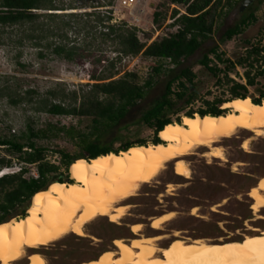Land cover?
I'll use <instances>...</instances> for the list:
<instances>
[{
    "label": "trees",
    "instance_id": "trees-1",
    "mask_svg": "<svg viewBox=\"0 0 264 264\" xmlns=\"http://www.w3.org/2000/svg\"><path fill=\"white\" fill-rule=\"evenodd\" d=\"M113 1L106 0L103 5L91 8L112 7ZM160 1L159 6L166 11L174 6L170 10L171 23L168 25L174 31L148 43L138 38L139 29L136 27H127L124 23L111 24L110 11L64 13L76 8L62 0H0V35L5 30L19 32L17 45L27 44L41 59L48 55L73 63L77 58H83L85 52H91V48L99 51L102 46H107L114 54L113 58L104 61L106 67L97 76L90 77L94 83L81 86L77 91L51 89L41 98L32 90L23 94L11 93L8 89L0 91V94H6L14 107L32 105L36 113L79 120L76 126L47 124L37 130L28 126L24 143L15 136L0 137V148L4 152L0 157V172L12 168L13 162L18 167L17 172L0 177V225L10 222V218H25L34 196L45 191L49 183L73 184L67 178L70 166L76 161H89L110 153L127 152L136 146H147L148 143L129 127H125L123 133L111 134L130 110L145 99L157 77H167L163 93L142 113L139 121L140 125L152 131L149 144L153 146L163 144L159 133L164 127L182 125L183 118L221 117L228 113L223 106L234 100L249 98L257 106L264 100V94L254 99L249 93V89L257 87L264 90V46L260 41L255 44L244 41V54L234 60L220 52L218 46L202 54L198 61L202 74L214 81L215 88L224 90L226 97L202 98L203 83L190 68L174 73L212 39L219 23L237 5V1ZM261 1L257 0V3ZM251 6L243 11L233 27L224 32L223 41L241 36L256 22ZM165 19L162 12H154L152 24L160 29ZM143 36L149 41V33H143ZM135 57L153 60L155 65L142 80L134 72H124L119 76L121 72L117 70L116 63L123 58ZM101 61L99 57L95 63L99 65ZM237 69L242 70L241 75ZM237 77L242 82L236 81ZM199 101L200 109L183 111ZM58 139L67 140L75 151L70 153L59 147L49 150L37 144V141ZM116 143L118 145L114 149ZM29 168H33L34 173L25 177ZM60 170L64 177L59 175Z\"/></svg>",
    "mask_w": 264,
    "mask_h": 264
},
{
    "label": "rangeland",
    "instance_id": "rangeland-1",
    "mask_svg": "<svg viewBox=\"0 0 264 264\" xmlns=\"http://www.w3.org/2000/svg\"><path fill=\"white\" fill-rule=\"evenodd\" d=\"M105 1L62 0L63 3L76 8L64 13L110 11L111 24L124 23L127 27H136L139 29L138 38L144 42L150 43L174 31L168 27L171 23L170 10L174 6L166 11L159 6L160 0H134L130 7L121 4V0H114L112 7L91 8L103 5ZM235 1L238 2L237 5L221 20L212 39L204 43L174 72L178 74L181 69L190 68L196 73L198 80L203 83L201 97L207 100L226 97L227 94L224 90L215 88L214 81L206 79L202 74V69L198 65L202 54L218 46L220 52L234 60L244 54L246 40L254 44L260 41L264 46V0L260 4L257 0L252 3L251 11L254 12L256 22L241 36L231 41H223L224 32L233 27L243 13L239 12L243 0ZM159 11L166 19L162 21L161 28L157 29L152 24V16L154 12ZM143 33L150 34L149 41H146ZM18 39L19 32L5 30L0 35V91L8 89L11 93L23 94L27 90H32L40 98L51 89L64 88L67 91H77L81 86L92 85L94 82L88 81L87 77L97 76L106 67V62L99 65L95 63L97 58L100 57L105 61L114 57L110 48L102 46L99 51L91 48L89 50L91 52H85L83 58H77L73 63L48 55L41 59L37 56L36 50L27 44L17 45ZM154 65L153 60L135 57L123 58L116 63V68L121 72L119 76L124 72H134L142 80ZM237 71L239 75L242 74L241 69ZM235 79L242 82L241 78ZM166 80L167 77L164 76L156 78L154 87L145 99L130 110L121 125L113 129L111 136L123 133V129L129 127L140 139L148 143L147 146L151 145L149 141L152 131L140 125L139 121L142 113L163 93ZM249 93L252 98L258 99L253 89H249ZM201 107L199 101L184 108L183 111L188 109L196 111ZM174 119L175 117H172V120ZM78 121L72 117H53L45 113H36L32 105L14 107L6 94H0V137L15 136L24 143L28 126L37 130L47 124L76 126ZM83 125L84 121L81 127ZM37 144L49 150L59 147L67 149L70 153L75 151L72 144L63 139L53 142L37 141ZM117 145V143L113 145L114 149ZM212 148H218L220 153L218 158L208 157L207 153L211 149L204 147L194 149L191 155L182 159L188 171L187 178L176 174L175 161L164 164L149 183L140 185L133 196L116 205L125 208L122 217L115 223H111L107 218L95 219L82 227L84 236L70 233L35 252L41 256L44 264H82L99 259L108 251L118 252L113 245L116 239L127 242L153 237L159 238L154 242V246L160 251V257L173 264L176 260L169 253V249L174 240L186 244L200 241L210 247H217L264 235V208L254 211L252 205L255 201L250 196L252 188H256L260 180L264 179V129L260 135L249 131H237L230 137L213 143ZM3 155L4 152L0 148V157ZM17 171L18 167L13 162L8 172ZM33 173L34 169L29 168V173L25 177ZM59 175L65 176L62 170L59 171ZM67 179L71 181L69 176ZM260 195L264 199V191L260 192ZM165 215H170L169 219L161 224L159 230H153L151 225L155 218ZM12 219L16 218L9 220ZM132 224L140 227L137 236L129 228ZM30 253L31 251L25 252L13 264H28Z\"/></svg>",
    "mask_w": 264,
    "mask_h": 264
},
{
    "label": "bare ground",
    "instance_id": "bare-ground-1",
    "mask_svg": "<svg viewBox=\"0 0 264 264\" xmlns=\"http://www.w3.org/2000/svg\"><path fill=\"white\" fill-rule=\"evenodd\" d=\"M223 109L228 113L221 117L201 119L196 116L183 118L182 125H167L159 133L161 145L136 146L117 155L110 153L73 163L69 169L73 184H50L34 196L25 218L0 225V264H13L28 251H31L28 264H44L36 250L70 233L84 236L82 227L95 219L118 221L125 207L116 205L133 196L140 185L149 183L164 164L175 161L176 174L187 178L188 171L182 159L191 155L194 149H211L208 157L218 158L220 153L218 148H212L213 143L237 131L260 135L264 129V100L259 106L248 98L234 100ZM255 187L250 196L255 201L252 209L258 211L264 208V199L260 195L264 191V179ZM169 216L155 219L152 229L159 230ZM129 228L135 236L140 231L137 224ZM158 239L127 242L116 239L113 245L118 252L108 251L99 259L82 264H171L163 260L155 248L154 242ZM169 253L176 260L173 264H264V235L217 247L200 241L186 244L174 240Z\"/></svg>",
    "mask_w": 264,
    "mask_h": 264
},
{
    "label": "water",
    "instance_id": "water-1",
    "mask_svg": "<svg viewBox=\"0 0 264 264\" xmlns=\"http://www.w3.org/2000/svg\"><path fill=\"white\" fill-rule=\"evenodd\" d=\"M255 0H243L240 7H239V12H243L244 10H246L250 5H252V3L254 2ZM255 94L257 95H262L264 94V90H261L260 87H257L255 90H254ZM51 183H49L48 185H50ZM47 185V186H48ZM46 186V187H47Z\"/></svg>",
    "mask_w": 264,
    "mask_h": 264
},
{
    "label": "built area",
    "instance_id": "built-area-1",
    "mask_svg": "<svg viewBox=\"0 0 264 264\" xmlns=\"http://www.w3.org/2000/svg\"><path fill=\"white\" fill-rule=\"evenodd\" d=\"M121 1H122V4H124V5H130L134 0H121ZM103 63H104V61H101V64H103ZM87 78H88L87 79L88 81H91L89 76ZM88 81H86V82H88ZM11 173L12 172H8V169H4V171H1L0 172V174H3V175H5V174H11Z\"/></svg>",
    "mask_w": 264,
    "mask_h": 264
},
{
    "label": "crops",
    "instance_id": "crops-1",
    "mask_svg": "<svg viewBox=\"0 0 264 264\" xmlns=\"http://www.w3.org/2000/svg\"><path fill=\"white\" fill-rule=\"evenodd\" d=\"M166 216V215H165ZM162 217V216H161ZM159 218V217H158ZM155 219H157V218H155Z\"/></svg>",
    "mask_w": 264,
    "mask_h": 264
}]
</instances>
